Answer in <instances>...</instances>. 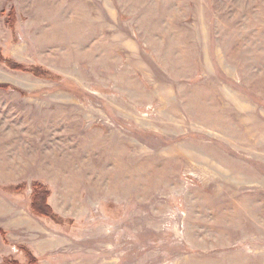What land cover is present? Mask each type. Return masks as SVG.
<instances>
[{"label": "rangeland", "instance_id": "1", "mask_svg": "<svg viewBox=\"0 0 264 264\" xmlns=\"http://www.w3.org/2000/svg\"><path fill=\"white\" fill-rule=\"evenodd\" d=\"M0 55V264H264V0H0Z\"/></svg>", "mask_w": 264, "mask_h": 264}, {"label": "trees", "instance_id": "2", "mask_svg": "<svg viewBox=\"0 0 264 264\" xmlns=\"http://www.w3.org/2000/svg\"><path fill=\"white\" fill-rule=\"evenodd\" d=\"M2 61V56L0 55V62ZM2 89H5V86H0V90ZM38 190V188H37ZM37 190L35 192V195H34V200H33V203H32V210H33V213L36 214V215H40V216H48L49 213L47 212H44L41 207H39V205L37 204L38 203V200H37ZM30 257L32 258L33 256L30 255Z\"/></svg>", "mask_w": 264, "mask_h": 264}]
</instances>
